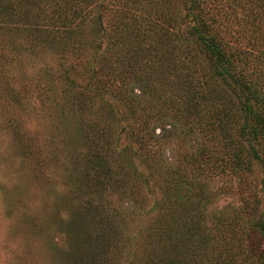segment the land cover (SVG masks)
<instances>
[{
  "label": "trees",
  "instance_id": "16d2710c",
  "mask_svg": "<svg viewBox=\"0 0 264 264\" xmlns=\"http://www.w3.org/2000/svg\"><path fill=\"white\" fill-rule=\"evenodd\" d=\"M122 4L116 6L118 23L109 38L101 28V17L95 15L96 9L108 7L109 0H0V37L23 35L34 46L50 48L60 56L58 71L35 86L45 106L57 94L70 97L86 111L88 101L99 99L111 108L114 102L122 112L120 119L130 120L118 132L84 123L72 127L66 114L60 113L61 135L68 136L71 146L85 147L88 161L81 171L78 152L68 178L69 199L80 201L84 211L77 215L69 209L68 223L55 216L50 221L51 231L61 233L68 243L67 250L57 254L59 264H113L115 249L123 245L118 231L122 222L110 219L118 220L120 213L102 216L108 209L105 203L110 205L112 196H127L143 206L154 175L161 178L164 185H155L167 198L154 201L151 209L155 218L146 240H157L141 259L128 264H264V219L245 229L249 238L242 249L221 237L218 229L211 235L197 211L179 204L180 197L170 196L169 178L159 173L167 167L148 145L149 123L160 115L177 116L199 128L216 127L221 143L232 151L211 152L202 166L220 164L249 173L254 162L261 169L264 187V0H125ZM98 34L110 44L106 53L113 59H96L93 66L96 61L84 58L92 52ZM133 82L151 91L155 107L159 106L156 111L139 105L143 103L132 96ZM123 135L135 142L151 181L127 163L129 147L117 150L118 137ZM113 156L118 157L114 163ZM200 198H205L202 192ZM175 203L182 207L176 212ZM67 205L75 206L72 200ZM250 242L253 256L247 253L253 247ZM260 243L255 256V244Z\"/></svg>",
  "mask_w": 264,
  "mask_h": 264
},
{
  "label": "rangeland",
  "instance_id": "374dc122",
  "mask_svg": "<svg viewBox=\"0 0 264 264\" xmlns=\"http://www.w3.org/2000/svg\"><path fill=\"white\" fill-rule=\"evenodd\" d=\"M124 1L125 0H109L107 8L103 10L96 9L95 15L98 14L101 17V28L107 31L109 38H111L118 23L117 19H115L118 16L116 6L122 7ZM114 3L118 4L113 6ZM118 10L120 9L118 8ZM87 31L89 32V30ZM7 35L8 33H6V36ZM99 41L104 43L100 48L96 45ZM106 42L105 38L101 39V34H98L96 40L91 44L92 52L84 59H93L92 61H96L92 63L93 66L97 63L96 59H113L111 54L106 53V48L110 46V44ZM73 57L77 59L75 56ZM131 87L136 89V92H134L132 96L138 102L143 103L139 105L155 107V97L149 89H146L140 82H133ZM107 100L110 101V99ZM56 101L57 103H55ZM111 103L114 105L112 108L108 105H103L99 99L93 100V102L90 100L88 101L89 108L86 111L78 109L76 107V102H72L70 97H62V95L59 96V94L55 96L52 104L51 102L48 103L50 105L49 107L41 102L48 114L53 118V126L50 128L52 136L56 138L62 137L63 142L67 144L69 143L68 136L66 135L64 137V135H61L62 131L59 127V116H61V111L66 114L67 120L71 123L72 127L84 123L85 126H96V128L98 127L100 129L106 128L111 130L115 128L119 132L121 127L126 126V123H129L130 120H127L126 123L121 120L120 116L122 112L119 111V108L115 106L114 102ZM133 107L140 108L136 106ZM156 108L158 109L159 106L155 107L154 111H156ZM124 114L128 115V112ZM215 125L216 124H214V126ZM215 128L216 127H209V125H207V127L203 125L199 128L193 124L186 123L177 116L160 115L159 118L151 120L149 123L148 134L151 139L148 145H150L151 151L154 152L156 156L161 159L164 166L167 167L168 171L164 169L159 171V173H162L164 179L169 178L170 196L172 195V198H176V196L180 197L178 201L179 204L186 203V207L189 206L192 211H197L200 218L205 219V223H207L211 235H215V229H218L221 237L228 238L230 242L235 243V245L242 249V246L247 245L249 238V236H246L244 233L246 231L245 229H248V226L254 221L260 218L264 219L263 174L261 169L254 162L251 164V171L249 173L231 171L227 167H220V164H207L206 167H204V165L202 166L201 162L209 153H220L226 149L230 152L232 151L229 148L230 145L225 147V145L221 143L223 140L222 136L219 130L215 132ZM209 130H211V132ZM118 138L120 140L118 139L119 141H117V150H120L123 146L129 147L130 149L126 156L127 163L132 164L138 173L141 172L143 178L148 177L151 181V172H148L144 164H141V152L137 149L135 142L126 139L127 136L125 135L122 137L119 136ZM20 140L23 142V137H21ZM72 147L74 149L72 165L77 160L78 152L81 153L82 156L80 157L78 168L82 171L88 159L85 157L87 153L80 151V149L86 148L83 146ZM86 151L88 150L86 149ZM29 152L30 146L26 145L25 154ZM117 159V156H113V163ZM202 168L203 171H201ZM156 172L157 169H155L152 174H156ZM79 174L80 178H84L83 172ZM204 174L207 176H204ZM154 177V181L158 185H161V178L157 175H154ZM155 182L143 206H136L134 201L127 196H112L110 197V205L109 202L105 203L108 209L102 216H115L120 213L121 216H118V220H115V217L110 219L122 222L118 227V231H121L119 242L122 239L121 242L123 245L121 246L119 243H114L115 246H121L115 249L116 252L121 253L116 254L113 264L137 262L143 256L145 250L151 247L154 241L157 240V238H152L150 243L146 240L147 229L151 228L150 226L153 224L155 218V213L151 211L154 201L166 198L165 193L162 192L159 186L155 185ZM200 183H203V186L199 185ZM163 185L164 184H162V186ZM105 192L106 191H103V197H105ZM201 192L205 195L203 199L200 198ZM145 193L147 192L145 191ZM109 195L111 196V193L107 194V197ZM69 198L62 202L64 203L62 207L67 210L73 209V212L77 213V215L82 213L84 211L82 205L72 207L67 205V202H70ZM83 199H86V195ZM173 200L177 201L176 199ZM78 203L81 202L78 201ZM179 204H174L175 207L173 206V208L175 212L182 208ZM126 222H128L127 225ZM234 238L236 239L235 241L233 240ZM51 239L55 245L56 255L67 250L68 243H66L61 233L55 230H53V232L51 231ZM250 244L253 243L250 242ZM261 244L262 243L259 245L255 244L257 247L256 250H254L255 256L261 251ZM254 248L253 244V247L250 248L249 251L246 249L247 253H251Z\"/></svg>",
  "mask_w": 264,
  "mask_h": 264
},
{
  "label": "clouds",
  "instance_id": "9594fccd",
  "mask_svg": "<svg viewBox=\"0 0 264 264\" xmlns=\"http://www.w3.org/2000/svg\"><path fill=\"white\" fill-rule=\"evenodd\" d=\"M59 64L58 53L23 35L0 37V264H59L50 221H71L61 201L71 195L74 149L52 136L35 87Z\"/></svg>",
  "mask_w": 264,
  "mask_h": 264
}]
</instances>
